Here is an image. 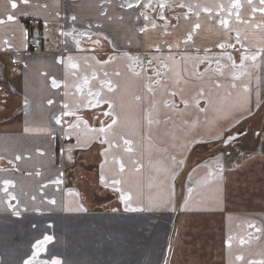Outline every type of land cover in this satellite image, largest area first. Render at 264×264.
Masks as SVG:
<instances>
[{
  "label": "crops",
  "instance_id": "obj_1",
  "mask_svg": "<svg viewBox=\"0 0 264 264\" xmlns=\"http://www.w3.org/2000/svg\"><path fill=\"white\" fill-rule=\"evenodd\" d=\"M179 1L184 5L193 6H190L191 16L178 29H174V32L167 33L164 43L170 44L173 41L174 46L179 45L180 49L196 47L220 50L221 45L234 42L253 51L258 67L256 65L253 68L254 74L244 87L248 89L247 93L243 95L247 99L252 93V100L258 109L255 112L257 117L258 112L264 111L260 110L264 107V60L261 65L259 63L260 59L264 58V4L261 0ZM13 2L16 4L15 8L12 7ZM62 8L63 26L68 33L80 29L98 32L107 37L109 35L121 49L147 46L150 40L156 38L153 36L155 31L142 30L144 21L139 17V5L129 6L126 0H0V99L8 100V105L0 109V252L5 258L3 264H13L16 257L19 258L15 264H49L53 259H58L54 264H117V249L127 251V254H122L123 258L133 255L132 242L137 245L141 239L135 232L139 226L144 227L146 234L152 238L157 226L161 224L158 215H143V209L139 208L135 211L137 215L131 213L119 216L124 220L121 221V232L124 233L120 238L116 232H111V223L105 228L106 231L99 230L100 225H105L103 219L110 217L105 216L109 212L101 207L88 210L79 188L82 184L74 183V177L70 174L71 167L75 163L83 167V160L79 157L77 161V157H73L71 153L77 146L73 136H77L76 128L84 127V130H89L91 127L83 121L64 128L63 118L67 111L87 107L91 95L87 93L82 96L81 102L70 104L66 90H75L78 84L85 82V78L88 81L94 70L102 73V68L105 76L111 78L115 74L118 77L119 73L127 82H133L136 86L141 83L139 79L142 77L131 73L129 64L123 60L117 65L114 60L113 63L102 66L90 50L73 52L71 61L64 60L60 53L51 51L57 46V39L60 37L56 23L61 20ZM9 16L13 19L9 20ZM39 18L53 22V26H46L42 34H36L43 42L41 48H35L31 52V42L36 39V35H33L31 41L26 21ZM225 21L227 23H224ZM148 36H151L150 40ZM74 48L75 45L71 42L65 45L66 50L74 51ZM15 52L21 55L17 64L11 59L12 53ZM224 52L227 51H221ZM222 57L229 59L227 55ZM2 76L7 79L6 82L2 80ZM91 84H95L93 79ZM114 111H117V107H114ZM259 118H256L255 122L263 123ZM197 126L198 122L192 118L191 124L186 126L185 134H188L191 127L200 136V131H196ZM241 127L234 126L231 131ZM252 129L261 136L259 138H263L256 146L252 144L253 147L259 148L258 154L263 160H256L259 156L257 155L248 167L229 171L234 169L240 158L245 155L246 149L243 147L248 144L244 139L246 132L249 134L251 130L243 132L241 137V134L232 137L231 144H224L228 147L237 143V147L232 149L236 157H233L235 165L231 164L226 168L224 158L220 167L225 168L227 174L225 172L219 179L214 178L211 181L218 190L230 187L232 194L229 201L235 206L238 204L237 207L242 210L252 207L264 208V127L258 125ZM87 133L89 134V131ZM183 134L184 132H180L178 137L180 147L183 145ZM230 135L227 129L215 141L211 138V142L224 141ZM86 137L87 134L82 136L84 145L78 146L79 149L91 147L96 143L94 139L86 141ZM243 142L246 145L242 144ZM227 155L224 154V157ZM94 159L96 160L92 156L89 157L88 161L92 163H87L93 165ZM103 164L104 161L100 176L104 182L119 188L125 195L118 183L107 178ZM212 165L213 163L210 167ZM215 166L212 168L218 173L219 164L216 163ZM242 170L246 175L252 174L251 178L257 184L249 195H244L238 177V172ZM259 174L261 177L257 176ZM170 175L169 172L163 174L168 180ZM177 176L178 174H175L172 180H169L174 189V210ZM214 180L217 185L213 184ZM205 193L207 194V190ZM199 201L200 198H190L188 205L191 206L194 202L198 205ZM126 207L124 200L123 208ZM178 211L180 212V209ZM169 214L174 218L172 212ZM181 215L187 216L184 212H181ZM114 229L117 231L116 226ZM30 230L34 234L28 235ZM129 238L130 246L127 242ZM27 240L28 244H25ZM43 241L47 243L44 244ZM44 246L46 251H43V255L50 261L38 262L37 257H40L41 253L38 254L36 248ZM20 248L27 252L21 255L22 252H17ZM91 256H94V259ZM221 256L223 257L222 253Z\"/></svg>",
  "mask_w": 264,
  "mask_h": 264
},
{
  "label": "rangeland",
  "instance_id": "obj_2",
  "mask_svg": "<svg viewBox=\"0 0 264 264\" xmlns=\"http://www.w3.org/2000/svg\"><path fill=\"white\" fill-rule=\"evenodd\" d=\"M57 40L59 42V39ZM223 55L229 56L230 60L222 57ZM253 55H255L253 51L247 49L235 51L232 47L227 52L211 55L210 64L213 62L215 64L207 65L206 69H197V62H191L186 54L178 58V61L170 67L164 81H161L163 89L159 90L157 88L142 90L140 85L136 86L133 82H127L121 75L117 77L113 74L111 78L104 76L110 78L116 86L113 90L100 91L101 98L112 103L116 122L103 132L99 128L91 127L89 130H84V127H78L75 130L77 136H73L75 146L77 145L73 150L78 151L80 150L78 146L84 145L82 140L84 134H87L85 139L89 142L93 139L97 141L103 134L109 145V148L104 151L105 174L108 179L118 182L127 198L125 199L127 207L123 208V211L112 210L105 215L110 217L103 219L106 226L100 225L99 230L106 231L105 228L111 223V232H116L120 238L124 233V231L121 232L123 227L121 221L124 222V220L119 216L131 213L137 215L130 209L142 208L144 211L141 212L142 214L154 213L161 219V224L157 226L152 238L146 234L144 227L139 226L136 229L135 232L141 239L138 240L137 245L136 242H132L133 255L123 258L121 256L127 254V251H123L122 248L117 249V264H157L159 262V264H264V208L252 207L242 210L237 207L238 204L235 206L229 201L232 194L230 187L226 186L218 190L211 184L214 178L219 179L225 175V172L227 174L225 168L220 167L224 158L226 168H229L231 164L235 165L233 157H236L232 149L237 147V143L224 147L222 152L228 154L227 156L224 157V154L214 156L191 171L187 186L188 199L180 212L178 209L174 210L175 198L172 195L174 189L169 183V180L178 174L187 161L188 147L192 142H187V137L196 139L195 149L199 150L205 148L204 140L212 138L215 141L227 129L231 135L225 138L226 144H231L233 142L231 138L237 137L238 132L243 134L251 130L249 134L246 132L247 136L245 135L244 139L248 144L243 147L246 149L245 155L240 158L239 164L229 171L248 167L250 161L257 155L259 156L256 160H263L258 154L259 148L252 146V144L256 146L263 138H259L261 136L252 128L258 125L264 127V122H255V119L259 117L264 121V111L258 112V116L255 117L258 109L252 100V93L247 99L243 95L247 93L248 89L244 87L248 85V80L255 71L253 68L257 65L256 60L252 59ZM219 58L220 61L217 62ZM263 60L264 58L260 59V65ZM112 70L115 71V69ZM174 73L173 80L170 77H173ZM85 79L82 84L88 83ZM2 80L7 81L3 76ZM79 85L81 84H78L75 90H66L70 104L81 102L82 96L87 95L89 91V88L80 89ZM91 87L94 89L96 86ZM175 92L180 99L189 98L190 95L194 98L193 121L196 119L198 122L196 131H200V136L191 127L188 134H185L186 124L190 125L192 119L188 122L185 119L181 122L179 119L180 116H185V113L177 109L176 101L179 98ZM183 103L186 105L188 101ZM114 107H117V111H114ZM263 109L264 107L260 110ZM259 113L262 115L260 116ZM237 125L242 127L231 131ZM180 132H184L182 147L178 144ZM242 134L238 136L241 137ZM120 137L134 143L133 152L122 150ZM159 138L167 143V148L172 145L170 157H166L161 152L163 147L160 146ZM211 163L213 168L216 167V163L219 164L218 173L210 167ZM167 172L171 174L169 180L163 176ZM238 173L244 195H249L257 184L251 178L252 174L246 175L244 170ZM257 176L261 177L260 174ZM213 184L217 185V181L214 180ZM196 197L200 198L199 204L196 205L195 200L189 206L190 198ZM170 212L174 214V218L169 214ZM181 212L186 213L187 216H180ZM147 221L152 222L149 219ZM113 225L117 227V231ZM27 234L34 233L30 230ZM127 242L130 246L131 239L129 238ZM42 243L46 244L47 241ZM25 244H28V240ZM36 249L38 254L41 253L40 257H37L38 262L50 261H47L43 255V251H46L45 246ZM24 250L20 248L17 252H22L21 255H23V252H27ZM91 257L94 259V256ZM18 258H15L13 264L18 262ZM4 259L0 252V264H3ZM57 262L58 259H53L49 264Z\"/></svg>",
  "mask_w": 264,
  "mask_h": 264
},
{
  "label": "flooded vegetation",
  "instance_id": "obj_3",
  "mask_svg": "<svg viewBox=\"0 0 264 264\" xmlns=\"http://www.w3.org/2000/svg\"><path fill=\"white\" fill-rule=\"evenodd\" d=\"M128 5L134 6L139 5V17L143 19V25L142 30H151L155 31L153 36L156 38L153 40L151 39V36H148V40H150L147 44V46H143L140 48H132V49H121L118 47L115 42L109 37L104 36L103 34H100L98 32H89V30H80L76 29L74 31H71L68 33L65 30V27L63 26V19H64V9L62 8L60 12L61 20L60 22H57L59 30H60V37L59 42L57 46L55 47L54 52L60 53L62 56L61 58H64V60L71 61V58L73 56V52L78 51H84V50H90L91 53L94 54L96 60L99 64L102 66L106 64L113 63L114 60H116V65L123 60L124 62L129 64L131 73H133L136 76H140V82L137 86L140 85L142 90L144 89H163L161 81H164L165 76H167V72L169 71L170 67L178 61V58H182L184 55H188L190 59L193 61V63L197 62L198 68L206 69L207 65H211V55L217 52L221 51H228V49H222V47L219 49H203V48H196V47H190L189 49H180L179 45L174 46L173 41L169 44H165V37L166 34L174 32V29H178L181 24L191 16V7H193L191 4L184 5L180 3L179 0H126ZM141 4V5H140ZM163 5V7L161 6ZM191 6V7H190ZM40 22L45 23L47 25H44L40 30L35 25L34 26V33L35 35L42 34V30L44 27L53 26V22H47L42 19H38ZM50 24V25H49ZM63 29V30H62ZM36 35V36H37ZM145 38V35L143 34V39ZM36 39L39 40V48H41L43 39H41L40 36H37ZM71 42L75 45L74 51L66 50L65 45ZM157 42H161L160 44ZM234 43V42H233ZM238 44V43H237ZM35 48H31L30 51H34ZM244 49H247L245 47H242L238 44V48L235 49V51H243ZM248 50V49H247ZM36 51V50H35ZM42 51V50H41ZM250 51V50H248ZM11 59L14 64H17L21 60L20 53H12ZM199 63V64H198ZM200 66V67H199ZM102 73H99L98 70H94L93 73H91V79H88L87 84L79 85L78 87L80 89H87L89 88L88 94L91 95L90 100H88L87 107H82L75 111H67L64 113V128L69 127L72 123H75V125L80 123H88L90 127L94 128H103L104 131L110 128L114 123L116 122V116L114 115L112 111V103L106 99L101 98L100 91L102 89H109L113 90L115 89V85L112 83L110 78H106L104 68L101 69ZM166 74V75H165ZM119 75V73L117 74ZM101 77V79H98ZM174 80V74L173 77ZM92 79L95 81V88L93 89L91 86H94L91 83ZM147 82V86H146ZM176 93V92H175ZM176 96L178 97L177 93ZM179 98V97H178ZM183 101H188V103L185 105ZM8 105V100L0 99V109L6 107ZM177 109L180 112H184L185 116H180V120L182 122L183 119H185L187 122L194 119V112H195V106H194V98H191V95L189 98L186 99H180L176 101ZM107 113V115H106ZM187 126V124H186ZM240 133L236 136H238ZM121 137H124V135H120ZM234 136V135H232ZM120 137V139H122ZM162 138V137H161ZM159 138L158 141H160V146L163 147L162 151L163 154L166 157H170L172 154V145L167 148L166 142ZM179 140V139H178ZM192 141L190 146L188 147L189 152L187 155V161L185 165L180 169L178 172V176H180L182 173L188 171L187 178L185 181V196L183 199V202H185L188 199V192H187V186H188V179L190 176L191 171L196 167L197 164L205 161L207 162L208 159H212L214 156H208L203 158L198 163L192 162L195 161L197 158L200 157V155H209L207 153L208 151H212L211 148V139L204 140L205 148L196 150L194 143H196V139L187 137V142ZM223 141V140H222ZM221 141V142H222ZM125 144L123 145V143ZM225 142V140H224ZM226 143V142H225ZM127 147H126V146ZM92 147L96 148V159L98 161L97 164H88L85 159H83L80 155L83 152H86L87 150L91 149ZM121 147L124 152H133L134 151V143L132 141H128L125 139L121 140ZM226 147V146H225ZM109 148L108 141L106 138L101 135V137L94 143L91 147L80 149L78 151H71L73 153V157H77V161L79 157L83 160V169L87 171L94 170L96 168L97 174H98V184L102 188L110 189L118 191L120 194V197L122 198V206L124 205V200L126 198L125 195L122 194L119 188L111 186V184L105 183L103 178L100 176L101 170H102V163L105 159L104 151L105 149ZM177 153V152H176ZM221 152H218L215 156H219ZM86 162V163H84ZM77 164V163H75ZM74 164V165H75ZM91 166L87 168L86 166ZM177 176V178H178ZM177 178H176V195H177ZM182 202V203H183ZM182 204L180 206V211L182 209ZM179 207V206H178ZM177 209V205H176ZM179 209V208H178Z\"/></svg>",
  "mask_w": 264,
  "mask_h": 264
},
{
  "label": "trees",
  "instance_id": "obj_4",
  "mask_svg": "<svg viewBox=\"0 0 264 264\" xmlns=\"http://www.w3.org/2000/svg\"><path fill=\"white\" fill-rule=\"evenodd\" d=\"M26 22H27V26L29 29V35H30L31 41L33 40V35L35 34L34 26L36 25L40 30L44 25H47L45 23L40 22L38 19H29ZM33 42H31V44ZM232 47L237 49L238 44L237 43L223 44L222 49L226 50ZM224 143H225L224 141L218 142L216 144L211 143L212 151L207 152L209 153V155L208 154L202 155V156L200 155L199 158H197L195 161L193 160L192 162L198 163L205 157L215 156L218 152H221L224 149ZM96 151H97L96 148L92 147L86 152L84 153L82 152L80 156L83 159H85L86 162L92 163V161H88V158L91 156L93 158H96ZM97 163L98 161L96 159L93 164H97ZM70 171H71L70 174L72 175V177H74L73 178L74 183L79 182L80 184H82L80 185V187L79 186L78 187L81 189L82 200L86 204L88 210H95L98 208L97 206H100L103 210L107 212H111L112 210L113 211H123L122 200H121L122 198L120 197L119 192L115 190H110V189L108 190L106 188H102L99 186L98 184L99 179H98L96 168L91 171H86L83 169V167L80 164H75L71 167ZM187 174H188V171L182 173L177 178V199H176L177 208L181 206L184 196H185V181L187 178ZM107 197L109 198L107 199Z\"/></svg>",
  "mask_w": 264,
  "mask_h": 264
},
{
  "label": "snow or ice",
  "instance_id": "obj_5",
  "mask_svg": "<svg viewBox=\"0 0 264 264\" xmlns=\"http://www.w3.org/2000/svg\"><path fill=\"white\" fill-rule=\"evenodd\" d=\"M261 3L264 4V0H261ZM129 6H131V5H129ZM161 6L163 7V5H161ZM237 6H238V5H237ZM12 7H13V8L16 7V4H15L14 2H13V4H12ZM8 19H9V20H12L13 17L9 16ZM224 23H227V22L225 21ZM221 47H222V45H221ZM253 59H255V57H253ZM106 115H107V113H106ZM59 122H60L59 119H57V123H59ZM113 123H115V121H113ZM100 131L103 132L104 129L101 128ZM5 183H7V182H5ZM116 183H118V182H116ZM125 199H127V198H125ZM130 210H132V211H136L137 209H130ZM46 239H49V238H46Z\"/></svg>",
  "mask_w": 264,
  "mask_h": 264
},
{
  "label": "built area",
  "instance_id": "obj_6",
  "mask_svg": "<svg viewBox=\"0 0 264 264\" xmlns=\"http://www.w3.org/2000/svg\"><path fill=\"white\" fill-rule=\"evenodd\" d=\"M39 41H35L34 43H32V47L36 48L39 47Z\"/></svg>",
  "mask_w": 264,
  "mask_h": 264
}]
</instances>
